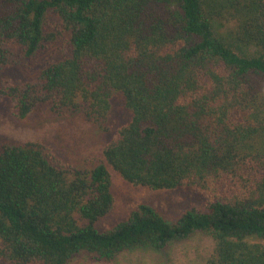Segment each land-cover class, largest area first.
<instances>
[{"label":"trees","instance_id":"trees-1","mask_svg":"<svg viewBox=\"0 0 264 264\" xmlns=\"http://www.w3.org/2000/svg\"><path fill=\"white\" fill-rule=\"evenodd\" d=\"M35 112L83 119L104 158L0 133V264L113 262L199 231L208 264H264V0H0V127ZM110 168L189 202L100 226Z\"/></svg>","mask_w":264,"mask_h":264},{"label":"rangeland","instance_id":"rangeland-1","mask_svg":"<svg viewBox=\"0 0 264 264\" xmlns=\"http://www.w3.org/2000/svg\"><path fill=\"white\" fill-rule=\"evenodd\" d=\"M45 113V112H44ZM46 114V113H45ZM43 117L37 122V113L24 119L7 117L0 127V133L10 139L29 141L45 139L68 153L70 143L80 154H94L103 159V143L93 142L90 124L76 118L74 124L54 117ZM73 147V148H74ZM114 204L112 210L103 217L99 225L103 226L124 216L136 202H148L163 205L174 213L185 209L189 199L178 190H152L134 186L123 179L117 171L110 168ZM214 247L213 238L205 232H196L189 238L171 242L166 248L154 250L149 247L129 250L122 253L113 262H99L83 257L75 258L70 264H208L207 259Z\"/></svg>","mask_w":264,"mask_h":264}]
</instances>
